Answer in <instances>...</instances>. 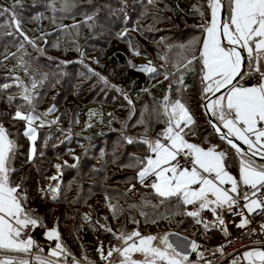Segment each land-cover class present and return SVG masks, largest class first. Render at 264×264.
<instances>
[{
  "label": "trees",
  "instance_id": "trees-1",
  "mask_svg": "<svg viewBox=\"0 0 264 264\" xmlns=\"http://www.w3.org/2000/svg\"><path fill=\"white\" fill-rule=\"evenodd\" d=\"M204 4L206 0H0V8L15 11L20 21L17 30L11 12L0 13V86L9 85L0 87V125L16 144L10 181L21 185L27 209L38 214L44 208L36 216L42 227L53 219L60 242L83 264L106 263L109 259L102 260L97 249L102 247L106 256L111 246H119L114 233L171 231L207 243L225 235L223 226H211L215 217L210 211L201 213L210 222L206 231L183 214L193 206L176 198L161 203L142 185L139 198L129 191L139 182L137 158L149 154L143 140H155L166 126L160 114L165 95L173 101L182 96L195 118L185 137L221 141L228 151L227 169L239 174L234 150L211 129L201 108L199 62L188 71L179 63L185 55L191 59L192 48L199 55L200 25L210 19ZM196 9L205 13L203 19ZM91 25L90 32L83 31ZM144 59L154 73L138 70ZM181 75L185 90L178 93ZM24 88L31 105L22 98ZM91 105L101 106L92 117L86 110ZM51 107L58 108L55 118ZM18 108L25 114L47 113L32 146L24 135L25 121L13 119ZM109 205L116 207L115 216Z\"/></svg>",
  "mask_w": 264,
  "mask_h": 264
},
{
  "label": "snow or ice",
  "instance_id": "snow-or-ice-1",
  "mask_svg": "<svg viewBox=\"0 0 264 264\" xmlns=\"http://www.w3.org/2000/svg\"><path fill=\"white\" fill-rule=\"evenodd\" d=\"M202 7L208 9L210 19L200 25L204 35L199 55L192 48L188 50L191 59L185 55L179 63L188 71L192 70L195 62H199L201 108L214 118L208 120L214 132L234 150L239 176L237 178L227 171L225 152L216 151L215 146L204 149L185 139L192 132L195 118L182 96L173 101L165 95L160 114L165 118L166 126L155 140H143L149 154L142 159L137 158V178L141 185L153 190L161 203L176 198L184 206H193L194 210L183 214L193 218L197 224H203L207 231L210 222L205 221L201 213L205 210L212 213L215 217L211 222L212 227L223 226L220 211L227 210L235 214L233 208L240 206L241 186L246 189L242 210L246 209L249 214L264 212V0H206ZM196 10L203 19L205 13ZM8 12H11V25L19 30L20 21L15 11L0 8V13ZM191 43L197 44L199 40ZM138 70L148 73L156 71L146 65L140 66ZM165 78H168L167 75ZM247 78H254L256 82L248 86L239 82ZM15 79L19 80L18 77ZM178 83L180 87L177 92L180 93L185 90L182 75ZM35 86L33 83L32 87ZM0 87L7 89L9 85ZM22 98L28 105L32 104V96L27 88H24ZM46 115L37 114L34 110L25 114L18 108L13 119L25 121L24 135L35 142L37 129L33 127V122L40 120L43 126L45 121L42 118ZM132 142L128 138V143ZM15 150V142L8 138L6 130L0 126V264H33V261L35 264H59L61 256L67 257L71 253L60 242V233L55 226L44 233L48 240L56 241L55 247L48 250L47 258L43 255L31 256L34 248L39 253H43L44 249L37 245L27 229L43 225L41 218L34 217L32 210L24 206L26 198L20 194L21 185H13L10 181V175L15 171L10 167ZM181 157L185 160L184 164L180 162ZM56 167L59 169L60 165ZM50 179L55 180L57 177ZM149 179L152 180L150 184L146 183ZM49 190L58 192V188ZM52 199L56 200L57 196L53 195ZM109 208L115 216L116 207L109 205ZM248 223L247 217L242 216L238 227ZM224 231L227 234V230ZM114 235L120 245L111 246L106 256L103 248H98L102 260H107L113 253L119 255V264H193L189 259L192 253L197 255V261L203 259V253L199 251L201 245L197 241L179 237L186 243H173L171 237L179 236L177 233L142 235L139 230H133ZM222 248L220 246L216 251H222ZM13 253H22L28 258L17 259L11 255ZM136 255L142 259H135ZM240 261L264 264V249L245 251L232 264H240ZM72 264H77L75 257Z\"/></svg>",
  "mask_w": 264,
  "mask_h": 264
},
{
  "label": "built area",
  "instance_id": "built-area-1",
  "mask_svg": "<svg viewBox=\"0 0 264 264\" xmlns=\"http://www.w3.org/2000/svg\"><path fill=\"white\" fill-rule=\"evenodd\" d=\"M239 82L244 84V86H248L255 83L256 80L254 78H247ZM180 162L182 164L185 163L183 157L180 158ZM151 182V179L146 181L148 184ZM139 186H141L140 182H138L130 191L132 198H139ZM245 191L246 189L243 188L242 195H239L240 206L233 208L235 214L229 213L227 210L220 211V215L224 220L223 228L227 230V234H225L223 238L212 243L195 240L201 245L199 251L203 253V259L197 261V255L192 253L189 259L193 264H207L209 261L211 264H232V261L237 257L242 256L245 251L253 248L264 249V227H262V225H264V212L258 211L249 214L246 209L242 210ZM242 216H246L249 223L243 227H238V225L241 224ZM27 231L29 235H31L33 228L30 227ZM220 246H223L222 251H216ZM63 259L66 263H69L72 262L73 256H63ZM75 260L77 261L76 258ZM33 264H35V261H33ZM240 264H246V262L240 261Z\"/></svg>",
  "mask_w": 264,
  "mask_h": 264
},
{
  "label": "rangeland",
  "instance_id": "rangeland-1",
  "mask_svg": "<svg viewBox=\"0 0 264 264\" xmlns=\"http://www.w3.org/2000/svg\"><path fill=\"white\" fill-rule=\"evenodd\" d=\"M56 23L57 24H59L60 23V21H57L56 20ZM93 27V25H91V26H87V27H84L83 28V31H86V32H90V28H92ZM74 29H77V28H74ZM89 34V33H88ZM145 60V59H144ZM144 64L146 65V66H149V64L146 62V60L144 61ZM145 65H143V66H145ZM150 67V66H149ZM120 90V92L124 95V97H125V99H127V100H130V97H128L127 96V92L126 91H124V89H122V88H120L119 89ZM148 106H150L148 103L146 104V108L148 107ZM151 107V106H150ZM153 108V107H152ZM50 109H52V111H50V117H52V118H55L56 116H57V114H58V108H56V107H51ZM99 109H101V106H97V105H91V106H89L86 110H87V113H88V116H90V117H92L93 115H95V114H97L100 110ZM154 109V108H153ZM155 110V109H154ZM39 125H41V121L40 120H35L34 122H33V127H35V128H37V126H39ZM141 133L143 132V131H145V129H144V126L143 127H141ZM70 134H72V132L69 130L68 131ZM185 139L189 142V143H194V144H197V145H199V146H201L202 148H204V149H208V148H210V147H212V146H215V150L216 151H218V152H225L226 154H227V157H228V151H227V149H226V145L225 144H223L221 141H219V140H217V139H214V138H212L211 136H208L206 139H205V141H202L201 139H199L197 136H193V137H191V138H187V137H185ZM31 142V146H32V141H30ZM227 171L228 172H230L228 169H227ZM231 173V172H230ZM232 174V173H231ZM233 175V174H232ZM233 176H235V175H233ZM238 176H239V174H238ZM238 176H236L237 178H238ZM17 182H18V180L15 182V184H17ZM242 187V186H241ZM23 197H25V195L23 194V192H21L20 193ZM115 198H112V200H114ZM116 200V199H115ZM66 205V204H65ZM73 210H74V208H72ZM66 210H67V212L70 210V207L68 206V205H66ZM44 212V208L42 207L41 208V210H40V212H38V214H41V213H43ZM37 213H33L32 212V215L34 216V217H36L37 215H38ZM53 219H50V220H47V222H46V225L44 226V227H42V226H37V227H35V228H33V232H32V234H31V236H32V238L36 241V243H37V245H39V247L40 248H43L44 249V252L43 253H39L36 249H33L32 250V253H31V256H36L38 253L39 254H41V255H43L45 258H47V253H48V250L50 249V248H54L55 247V244H56V241L55 240H48L46 237H45V235H44V233H45V231L47 230V229H51V228H53L54 226H53ZM166 232H171V231H166ZM166 232H160V233H154V232H148V233H146V234H142V235H149V234H152V235H163L164 233H166ZM171 233H173V232H171ZM178 234V233H177ZM179 237H185V236H183V235H180L179 234V236H177V235H173L172 237H171V240H172V242L173 243H175V244H185L186 242L185 241H183V240H181ZM202 237V236H201ZM61 243H62V241H61ZM114 255H116L115 256V259H113L112 261L111 260H109L108 261V263H110V261H111V264H119V260H120V257H119V255L117 254V253H115ZM15 258H17V259H27L28 257L27 256H25V254L23 255L22 253H18V255H15L14 256ZM73 257H74V255H73ZM135 259H142V257L141 256H139V255H136L135 257H134ZM54 259V258H53ZM107 263V264H108ZM59 264H66V262H65V260L63 259V256H61L60 257V259H59ZM70 264H72V263H70ZM77 264H82L81 262H80V260H78V258H77Z\"/></svg>",
  "mask_w": 264,
  "mask_h": 264
},
{
  "label": "crops",
  "instance_id": "crops-1",
  "mask_svg": "<svg viewBox=\"0 0 264 264\" xmlns=\"http://www.w3.org/2000/svg\"><path fill=\"white\" fill-rule=\"evenodd\" d=\"M0 126H1V125H0ZM115 256H116V255H112V256H111L110 258H108V259L112 261L113 259H115ZM109 260H108V261H109ZM108 261H107L106 263H104V264H107ZM111 261H110V263H108V264H111ZM70 263H72V262H69V263H66V264H70ZM82 264H83V263H82Z\"/></svg>",
  "mask_w": 264,
  "mask_h": 264
},
{
  "label": "water",
  "instance_id": "water-1",
  "mask_svg": "<svg viewBox=\"0 0 264 264\" xmlns=\"http://www.w3.org/2000/svg\"><path fill=\"white\" fill-rule=\"evenodd\" d=\"M204 110V109H203ZM204 113H205V111H204ZM205 115H206V117H207V121L209 120V119H214V118H212V117H210L209 115H207L206 113H205ZM211 129H213L212 127H211ZM214 131V130H213ZM217 135V134H216ZM218 136V135H217ZM237 143H239V142H237ZM243 147V146H242Z\"/></svg>",
  "mask_w": 264,
  "mask_h": 264
}]
</instances>
